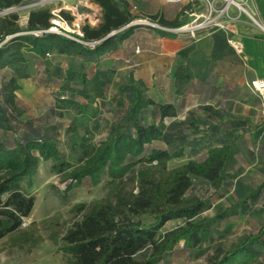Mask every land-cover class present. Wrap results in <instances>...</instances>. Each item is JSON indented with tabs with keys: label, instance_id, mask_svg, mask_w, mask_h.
Wrapping results in <instances>:
<instances>
[{
	"label": "trees",
	"instance_id": "16d2710c",
	"mask_svg": "<svg viewBox=\"0 0 264 264\" xmlns=\"http://www.w3.org/2000/svg\"><path fill=\"white\" fill-rule=\"evenodd\" d=\"M26 1L0 0V11L18 8ZM91 3L101 9V23L94 28L84 26L82 37H73L83 43L97 42L93 48L44 33L51 28L47 10L29 11L24 30L17 25V14L0 18V72L7 71L0 79V240L8 237L12 247L30 249L41 243L42 238L34 236V225L27 230L21 225L33 208L29 194L33 178L40 163L49 162L50 172L65 185L64 193L84 181L96 187L106 178L105 196L88 206L72 207L69 213L80 219L63 234L55 230L56 219L40 223L48 224L50 243H62L58 251L68 256L65 264H160L179 242L194 249L214 222L226 220L236 211L246 214L253 209L261 188L241 202L218 209L211 218H202L214 204L232 199L236 175L227 172L232 145L212 147L206 143V134L194 137L205 122L191 113L179 120L183 106L155 102L141 80H136L131 71L119 72L114 62L113 57L135 30L150 29L143 25L125 27L144 21L163 29H179L186 25L185 12L192 5L183 7L175 19L168 21L158 15L148 20L132 16L123 0ZM62 16L69 21L65 14ZM192 50L190 46L177 56L185 61ZM48 59L57 70L62 69V61L69 62L65 88L61 87V93L59 89L60 96H55L46 112L52 119L65 112L74 114L73 124L63 132V141L58 139L60 125L53 121L50 125L36 124L24 118L16 96L20 82L29 80L37 65ZM129 59L125 61L129 63ZM117 74L121 82L109 95ZM172 77L182 95L192 81L188 66L176 67ZM66 90L68 96L63 95ZM105 106L110 114L107 134L93 142L89 136L92 130L84 127L92 124L93 132H97ZM157 144L163 148L155 147ZM169 163L174 165L169 168ZM135 167L140 168L133 176L136 192L126 191L122 179ZM200 186L209 189L206 197H186ZM177 221L182 224L164 230L166 224ZM206 264H264V225L230 250L217 251Z\"/></svg>",
	"mask_w": 264,
	"mask_h": 264
},
{
	"label": "crops",
	"instance_id": "0c3cea01",
	"mask_svg": "<svg viewBox=\"0 0 264 264\" xmlns=\"http://www.w3.org/2000/svg\"><path fill=\"white\" fill-rule=\"evenodd\" d=\"M123 1L128 13L141 20L158 15L171 21L188 5L164 0ZM252 8L264 23V0H253ZM141 25L150 29L135 30L125 47L113 57L118 71L124 74L131 71L136 80L145 84L147 95L155 102L183 106L179 120L191 113L205 122L206 126L194 137L206 134V143L212 147L232 145V160L227 167L228 173L236 175L231 201L241 202L257 187L261 188L253 209L246 214L233 213L238 218H251L254 209L264 205V109L248 84L252 80H264V36L242 18L229 25L228 30L205 29L194 33L195 38L188 34L175 35L170 31L175 29L149 23ZM229 41L241 46V55L231 48ZM190 46L193 50L183 61L177 54ZM127 57L129 63L125 61ZM178 66H188L192 75L182 95L172 77Z\"/></svg>",
	"mask_w": 264,
	"mask_h": 264
},
{
	"label": "rangeland",
	"instance_id": "374dc122",
	"mask_svg": "<svg viewBox=\"0 0 264 264\" xmlns=\"http://www.w3.org/2000/svg\"><path fill=\"white\" fill-rule=\"evenodd\" d=\"M186 4H195V0H183ZM31 10H47L51 14L50 24L52 28L60 27L62 32L69 36H76L77 32L81 33L84 26L90 28L97 27L101 23L100 10L90 2V0H40L38 2L26 1L18 8L10 9L7 12L0 11V18L7 14H17V25L21 30L26 28L28 13ZM62 13L65 14L67 21ZM247 24L253 27L245 16L241 17ZM65 24L62 23V21ZM196 35V34H195ZM195 35H190L195 38ZM264 36V35H262ZM8 37L6 39L9 40ZM232 48V47H231ZM61 68L57 70L56 65L49 59L45 63H40L32 72L29 80L21 81V90L16 93L19 101V108L24 118L31 119L34 123L50 125H60L58 131V139L63 141L64 130L73 124L75 116L71 112L62 113V117L52 119L51 115L46 112L52 107L55 96L61 93V87L65 88L66 69L69 66L68 61L61 62ZM7 75V71L0 72V79ZM121 77L117 74L114 83L109 87L108 94L111 95L116 90V84L121 82ZM68 86H70L68 84ZM67 86V88H68ZM60 89V93H59ZM63 95L69 94V90ZM59 93V94H58ZM68 96V95H67ZM107 106L103 109V114L98 123L97 132H93V125L87 124L84 130H92L90 137L92 141L103 139L107 134L109 126L110 114L106 112ZM86 133V131H85ZM157 148H163L162 144L155 145ZM50 163H40L36 176L33 178L32 186L29 190L30 196L33 198V208L29 216L22 220L21 229L27 230L34 225V236L42 238L39 245L34 248L23 246L21 248L12 247L9 238L5 237L0 240V264H65L68 256L58 251L62 246H54L47 240L49 231L46 229L48 224L44 226L40 223L49 219L57 220L55 230L63 234L74 220L78 221L80 217L70 214L72 207L78 204L89 205L93 201L103 198L106 194L105 180L103 177L101 183L96 187H90L88 181H84L79 187L72 189L68 193H64L65 185L60 183L58 176L50 172ZM174 165L169 163V168ZM139 167L133 168L122 179V184L126 191L134 190L136 192V183L133 176ZM209 189L206 186L195 187L191 189L187 198L206 197ZM233 204L228 199L214 204V206L204 213L202 218H211L218 209ZM256 210L251 218H238L236 215L230 218L214 222L209 231L203 236L199 246L194 249L186 247L184 242H179L174 251L166 256L160 264H206V261L212 257L217 251L224 252L230 250L245 235L255 231L260 225L264 224V205ZM182 222H170L165 225L164 230H170L178 227Z\"/></svg>",
	"mask_w": 264,
	"mask_h": 264
},
{
	"label": "built area",
	"instance_id": "2783aa9c",
	"mask_svg": "<svg viewBox=\"0 0 264 264\" xmlns=\"http://www.w3.org/2000/svg\"><path fill=\"white\" fill-rule=\"evenodd\" d=\"M170 3H178L183 0H164ZM195 4H191L192 7L185 12L186 17L188 18V22L185 26L170 30L175 35L188 34L193 35L198 31H202L205 29H217V30H228V26L235 24L240 21L242 16H245L246 19L250 22L254 29L259 31L262 35H264V23L260 21V19L255 14L252 6L253 0H195ZM9 11V10H8ZM234 13H231V12ZM7 12V11H5ZM51 21V20H50ZM62 21V20H61ZM63 24L65 22L62 21ZM148 24L146 22H137L132 23L128 28L133 25H141ZM51 25V24H50ZM124 28V29H125ZM123 30V29H122ZM44 33H51L66 37L80 44L86 45L90 48H93L97 42H89L83 43L80 40L74 38L73 36H69L65 32L58 28H51ZM34 33V35H37ZM113 33L112 35H114ZM76 36L78 38L82 37V33L77 32ZM232 49L239 55L242 54V48L237 43L229 41ZM248 88L250 91L256 95L259 99L262 109H264V80H252L248 84Z\"/></svg>",
	"mask_w": 264,
	"mask_h": 264
}]
</instances>
